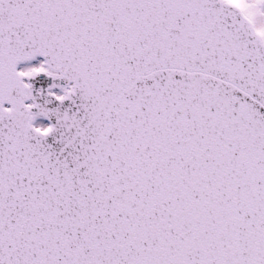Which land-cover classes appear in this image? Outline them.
<instances>
[{
    "label": "snow or ice",
    "instance_id": "snow-or-ice-1",
    "mask_svg": "<svg viewBox=\"0 0 264 264\" xmlns=\"http://www.w3.org/2000/svg\"><path fill=\"white\" fill-rule=\"evenodd\" d=\"M0 264H264V0H0Z\"/></svg>",
    "mask_w": 264,
    "mask_h": 264
}]
</instances>
